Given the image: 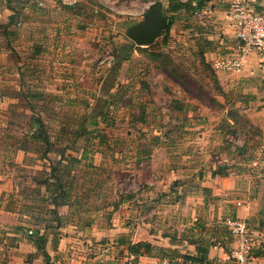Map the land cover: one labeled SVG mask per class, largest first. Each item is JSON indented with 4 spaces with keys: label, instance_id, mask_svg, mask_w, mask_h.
<instances>
[{
    "label": "rangeland",
    "instance_id": "374dc122",
    "mask_svg": "<svg viewBox=\"0 0 264 264\" xmlns=\"http://www.w3.org/2000/svg\"><path fill=\"white\" fill-rule=\"evenodd\" d=\"M33 1L38 5L37 10L26 8L17 12L14 10V13L16 21L25 16L26 19L21 23L26 20L24 25L28 28L29 20L39 22L38 33L43 34L44 38L32 34L29 42L36 43L37 40V44L42 43L40 46L44 56L35 55L29 46L18 48V44L21 46L27 37L17 39L10 36L14 43L13 48L10 47L11 51L0 50V264H54L49 258L51 255L54 257L55 253L52 252L46 259L36 248L35 252H31L27 235L31 233L35 222L43 223L35 215L51 218L49 199H45L46 193L41 183L50 177V165L58 160L59 150L65 149V153L70 151L74 154L78 150L75 148L82 144L87 145L90 153L88 159L82 160L80 164L73 162L74 167L71 165L74 177L77 176L71 192L72 201L75 202L70 208L74 205L73 209L76 210L70 216L73 220L91 223L92 226L123 222L134 235L136 224L146 230L151 225V229L155 226L172 232L175 223L176 226L180 224L181 217L177 213L179 209L171 206L177 202L173 197L178 188L173 187L172 190L171 185L166 186L164 190L158 191L157 194L162 196L159 198L153 195L154 192L149 193L147 183L141 184L135 180V132L144 129L142 131L148 136H144L146 139L141 141L146 143L149 137L152 138L149 129L163 128L160 126L163 121L169 120L171 123V119L178 121L191 117V120L186 121L190 125H193L191 122H199V105L195 97L209 107L221 108L215 103L220 90L213 76V68L209 62L200 61L198 47V42L208 46L207 39L203 38L206 33L219 31V27H214L217 22L210 19L214 17H209L211 13L208 14V11L198 13L191 8L195 0H189L190 8L184 10L178 7L177 12H172L170 6L186 0ZM214 1L213 4L219 2L227 5L222 0ZM20 2L24 0H11L10 6L17 9ZM153 2L161 4L167 18L174 19L169 30L165 31L166 25L153 44L140 47L127 36L126 30L143 18L147 7ZM7 3V0H0V25L12 13L4 8ZM215 19L218 21L222 17L215 15ZM13 24L10 25L11 30L24 28L22 24ZM164 37L165 43L162 42ZM2 39L0 35L1 46H4ZM69 55L77 63L86 59L91 71L99 69L90 74V80L96 77L103 79L102 91L96 95L97 98L87 100L88 103L63 101L54 96L61 92L43 89L44 98L35 103L34 99L26 95L34 89L29 86L25 90L21 89V92L18 90L17 81L15 83L17 67L24 63H40L41 60L48 65L52 56L67 60ZM10 62V67L5 68ZM99 66L109 70L105 72L104 67ZM87 84L95 91L94 80ZM76 90L68 91L73 93ZM138 93H141L142 100L135 103ZM65 95L71 97L68 93ZM39 110L42 111L51 148L44 159L43 150L48 145L30 135V116ZM98 114L100 116H96ZM93 115L103 123L92 124L91 118L95 120ZM244 119L241 115V128L248 126ZM172 124L167 125L168 129H171ZM83 127L90 131L88 141L70 136L73 130ZM247 128L250 132L252 130L251 133L255 132L253 126ZM95 133H99L101 138H91ZM218 140L220 143V138ZM23 145L31 148V151L17 153V147ZM98 146L104 151L95 154L94 150ZM258 156L259 160L263 159L264 150ZM205 157L209 158V155L205 154ZM147 173V168L140 170V175ZM167 195H170L169 198ZM146 196L147 200L143 201ZM153 197L155 199H151ZM155 205H159L156 207L158 212L154 211ZM50 234L51 239L56 237L54 233ZM187 246L175 249L186 250ZM95 247L90 250L76 248L74 250L77 253L72 256L85 263H95L93 258L94 261L99 260L95 264L137 261L135 256L124 255L123 249L119 247L110 249L111 253L100 260L97 252L101 251L102 246ZM66 256L64 261L73 258H70L69 253Z\"/></svg>",
    "mask_w": 264,
    "mask_h": 264
},
{
    "label": "crops",
    "instance_id": "0c3cea01",
    "mask_svg": "<svg viewBox=\"0 0 264 264\" xmlns=\"http://www.w3.org/2000/svg\"><path fill=\"white\" fill-rule=\"evenodd\" d=\"M201 1L202 6L197 12L208 11V14L211 13L209 17H214L210 18L211 21L217 22L214 27H219V31L208 32L206 37H203L207 39L208 46L198 42L205 62L211 64L214 58L233 52L234 28L227 17L228 3L225 0L219 1L226 2L227 5L219 2L213 4L212 1L214 0ZM7 2V6L4 5V8L11 10L12 13L0 25V35L4 38L1 42H5L4 46H1L0 43V50L11 51L10 47L13 48L14 43L11 42L13 40L10 36L17 39L27 37L29 40L26 41V39L21 46L19 43L18 48L29 46L35 55L44 56L43 48L40 46L42 43L37 44V40L36 43L29 42L32 34L34 37L44 38L43 34L38 33L39 22L29 20L27 22L28 28L24 25L26 20L23 24L21 23L26 19L25 16L16 21L17 16L14 13V10L20 11L26 8L32 11L37 10L38 5L33 0L29 2L24 0V2L19 3L17 9H13L10 6L11 0H7ZM252 2L257 10L264 9V0H252ZM215 15L221 16L222 19L217 21ZM13 23L22 24L24 28L16 29L13 27L14 30H11L10 25ZM64 51H67L66 47H64ZM72 58L73 56L69 55L67 60H60L52 56L48 65L43 64L42 60L39 61L40 63L36 61L35 64L24 63L20 65L19 68L17 67L15 79V83L16 81L18 83V86L16 84L18 90L21 92L29 86L32 90L34 89L35 91L26 95L31 100L34 99L35 103H39L44 98L43 89L61 92L62 95L56 94L54 96L63 101L88 103L87 100L97 98L96 95L102 91L103 79L100 80L99 77L93 79L95 91H92L87 83L93 82L90 80L91 75L99 69L91 71L92 68L85 61L86 59L83 58L81 63H77ZM9 64L12 63H7L4 67L9 68ZM99 67H104L103 71L106 70L105 72L109 70L105 66ZM213 76L216 78L220 90L219 95L215 97V103L219 104L218 107L221 108L209 107L204 101L195 97L196 104L199 105L197 108L200 116L199 122H191L193 125H190L186 121L187 119L191 120V117H183L185 120L178 121L171 119V123L169 120L163 121V124L160 125L163 128L149 129L152 138L149 137L146 143L141 141V139H146L144 136H148L142 131L144 129L135 132V165L137 166L135 180L141 184L147 183L149 185L147 188L150 189L149 193L154 192L153 195L159 198L162 196L160 193L157 194L158 191L164 190L166 186L171 185L172 190L178 188L177 191H174L176 196L173 197L177 199V202L171 206L179 209L177 213L181 215L180 224L176 226L175 223L172 232L155 226L151 229V225H148L146 230L140 224H136L135 235L129 226L123 222L116 221L117 223H112L109 226H92L91 223L78 222L70 217L76 211L73 209L74 205L73 208H70L75 202L70 198L69 203L56 207L61 218L52 224L53 227H47L45 232V248L49 255L52 252L55 253L54 257L51 255L49 258L54 264L99 263V260L94 261V258L93 262L95 263H85L72 256L73 253H77L74 250L76 248L90 250L96 245L103 247H101L100 252H97L100 260L106 258L105 255L111 253L109 250L114 247L122 248L124 255L129 254L134 258L135 255L128 253L127 245L139 241H148L154 247L149 255L135 256L136 262L142 264H169L167 258L161 257L159 251L157 252L160 247L179 248L188 245L186 250H179V252L194 254L197 241H202L207 245L205 261L203 263L185 262V264H236L229 257V251L234 245L233 237L225 224V219L229 217H239L248 221L249 228L256 240V245L252 250L253 264H264V158L261 160L258 158V155L264 150V76L262 68L256 54L251 53L238 71L227 73L213 69ZM137 86L139 87V85ZM69 89L77 90L72 93L68 91ZM66 93L71 97L66 96ZM141 98V93H138L135 103L141 101ZM185 105L187 106L188 103L185 102ZM41 114L42 111L39 110L37 113L31 114L30 119L32 116L38 115L45 125ZM241 115L245 118L244 123H247V127L253 126L254 134L247 127H240ZM93 117L95 116L93 115ZM97 120L95 117L94 121L92 118L90 121L92 124L103 123L102 120ZM87 122H89L88 119ZM171 124V129H168L167 125L171 126ZM33 130L31 125L30 135L34 133ZM44 130L49 139L45 126ZM73 131L70 136H74L77 140L79 138L87 141L90 139V131L86 127L77 128ZM98 134L95 133L91 138L100 137L101 135ZM218 138H220V143ZM35 139L41 140V138ZM217 143L220 145H216ZM47 149L51 150L49 147ZM75 149L78 150L74 154L70 153L69 150L68 153H65V149H60L59 158L63 155L62 161L65 162L68 155H71L78 159L77 163L79 164L82 160L88 159L90 149L87 145L82 144L81 147ZM102 150L98 146L94 151L96 154L101 153ZM23 151H31V148L24 145L17 147V153ZM45 153L47 154V152ZM205 154H208L209 158H206ZM194 155L195 157H193ZM44 156L43 153V159ZM174 157L177 159L174 160ZM142 168H147L148 173L146 175H140ZM74 173V170H71L69 177L73 183H76L77 176L74 177ZM145 200H147V196L143 199V201ZM156 207L158 208L159 205H155L154 208V211L158 212ZM33 225L34 228L30 229L31 232L37 227L43 229V223L41 226ZM18 228L21 229L22 227L18 226ZM50 233H54L53 235L56 237L51 239ZM27 242L30 243L31 252H35V245L30 240ZM49 247L50 249H48ZM67 253L71 255L70 258L73 257L70 261L68 258L66 261L63 260L67 257ZM178 260L182 261L181 258Z\"/></svg>",
    "mask_w": 264,
    "mask_h": 264
},
{
    "label": "built area",
    "instance_id": "2783aa9c",
    "mask_svg": "<svg viewBox=\"0 0 264 264\" xmlns=\"http://www.w3.org/2000/svg\"><path fill=\"white\" fill-rule=\"evenodd\" d=\"M225 1L228 3L227 17L234 28V50L232 53L214 58L211 62L212 68L234 73L242 67L251 53H255L264 76V9L257 10L252 0ZM225 224L234 242L229 251V257L236 264H253L252 250L256 240L248 221L239 217H229L225 219ZM124 264L142 263L126 262Z\"/></svg>",
    "mask_w": 264,
    "mask_h": 264
},
{
    "label": "trees",
    "instance_id": "16d2710c",
    "mask_svg": "<svg viewBox=\"0 0 264 264\" xmlns=\"http://www.w3.org/2000/svg\"><path fill=\"white\" fill-rule=\"evenodd\" d=\"M191 1L186 0L183 2L174 3L170 6V10L172 12H177V8H183L184 10H187L190 8L191 5H189ZM194 10H198L202 6L201 0H196L194 4L192 5ZM13 18V15H12ZM174 17L168 18L167 26L165 28V31L169 30V27L173 21ZM166 34V33H165ZM163 43L166 42V38H163ZM150 46V45H149ZM199 52H201V59L200 61L202 63L205 62L203 56H202V50L199 49ZM31 125L33 127L34 133H32V137L34 138H41L49 147L50 142L49 139L45 135L44 130V124L40 117L38 115L32 116L30 119ZM37 129V130H36ZM46 149L44 151V155L47 152ZM67 158V157H65ZM64 156L61 155V157L51 164L50 166V177H47L44 179L42 184L43 190L46 193L45 199H49L48 204L50 205V213L51 218H40L38 216H35L36 219L43 221V229L41 230L40 227H37V229L32 230L30 234H28V240H30L36 247L37 250H40L42 252L43 257H46V259L49 258V254L45 249V232L47 227H53L52 224L54 222L60 220V216L57 213L56 207L61 204H67L70 201V198L72 199V187L73 182L72 179L69 177L71 173V165L73 162L77 163L78 159L74 156L68 155L67 161L63 162ZM74 167V164L72 165ZM74 179V178H73ZM52 180V181H51ZM35 225L41 226L39 222H35ZM154 249L153 245L151 246V243L148 241H139L134 243H129L127 245V251L128 253H131L132 255H149L152 250ZM159 251V255L161 257L167 258L169 264H185V262L190 263H203L207 257V245L205 243L198 242L195 245V253L189 254V253H181L179 251H176L175 248L170 247H160L157 249ZM178 258H181L182 261L178 260ZM46 262V261H45Z\"/></svg>",
    "mask_w": 264,
    "mask_h": 264
},
{
    "label": "water",
    "instance_id": "95a60500",
    "mask_svg": "<svg viewBox=\"0 0 264 264\" xmlns=\"http://www.w3.org/2000/svg\"><path fill=\"white\" fill-rule=\"evenodd\" d=\"M167 21L161 4L153 2L147 7L143 18L127 28L126 34L136 45L147 46L157 39Z\"/></svg>",
    "mask_w": 264,
    "mask_h": 264
}]
</instances>
